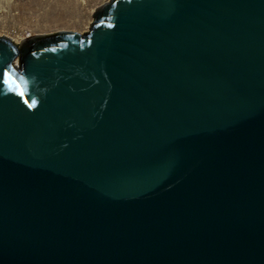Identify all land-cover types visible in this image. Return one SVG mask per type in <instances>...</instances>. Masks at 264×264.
Wrapping results in <instances>:
<instances>
[{"label":"water","instance_id":"water-1","mask_svg":"<svg viewBox=\"0 0 264 264\" xmlns=\"http://www.w3.org/2000/svg\"><path fill=\"white\" fill-rule=\"evenodd\" d=\"M0 264H264V0L1 34Z\"/></svg>","mask_w":264,"mask_h":264},{"label":"rangeland","instance_id":"rangeland-1","mask_svg":"<svg viewBox=\"0 0 264 264\" xmlns=\"http://www.w3.org/2000/svg\"><path fill=\"white\" fill-rule=\"evenodd\" d=\"M103 1L0 0V35L19 38L57 30L83 32L92 20V12Z\"/></svg>","mask_w":264,"mask_h":264},{"label":"bare ground","instance_id":"bare-ground-1","mask_svg":"<svg viewBox=\"0 0 264 264\" xmlns=\"http://www.w3.org/2000/svg\"><path fill=\"white\" fill-rule=\"evenodd\" d=\"M15 34V32H14ZM13 35V34H12ZM30 35V34H29ZM7 36V35H6ZM28 36V35H27ZM9 37V36H8ZM24 37H26V35L22 36V37H17L16 35H13L12 37H10L14 42H20ZM16 61V60H15Z\"/></svg>","mask_w":264,"mask_h":264},{"label":"snow or ice","instance_id":"snow-or-ice-1","mask_svg":"<svg viewBox=\"0 0 264 264\" xmlns=\"http://www.w3.org/2000/svg\"><path fill=\"white\" fill-rule=\"evenodd\" d=\"M3 75H4V76H7V71H5V72L3 73Z\"/></svg>","mask_w":264,"mask_h":264}]
</instances>
